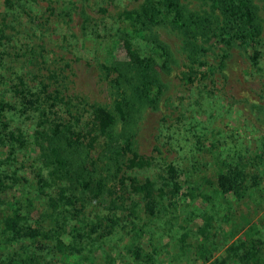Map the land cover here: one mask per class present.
<instances>
[{
  "label": "rangeland",
  "instance_id": "obj_1",
  "mask_svg": "<svg viewBox=\"0 0 264 264\" xmlns=\"http://www.w3.org/2000/svg\"><path fill=\"white\" fill-rule=\"evenodd\" d=\"M152 1L158 0H0L2 81L14 86L22 79L33 90L45 84L62 98L55 102L57 117L70 115L79 128H87L94 105L112 110L119 99L134 104L133 150L152 159L149 167L127 174L154 183L156 217L145 213L138 195L118 200L114 190L120 174L113 159L101 155L102 146H97L98 158L97 152L89 153L90 164H96L86 172L106 188L92 200L78 184L53 174L41 152L29 147L36 139L46 142L33 132L42 129L38 120L1 113L0 124L8 131L21 129L28 145L9 159L0 150L5 159L0 171L7 175L0 229L4 215L16 207L25 226L39 222L47 236L37 244L40 264H75L82 247L88 264H264V0H250L260 34L257 45L248 48L221 40L222 17L207 0H179L182 26L161 18L134 21ZM255 51L260 54L256 63L251 59ZM136 59L149 61L158 93L142 104L135 99L143 86ZM109 67L124 73L121 84L114 82L115 73L106 72ZM189 69L198 73L192 82ZM10 95L9 87L0 84V102ZM120 128L117 124L116 131ZM86 150L75 154L77 161ZM172 166L177 191L165 185L174 177ZM228 170L247 174L249 197L220 193L217 178ZM64 186L86 206L88 223L103 225L115 214V229L102 228L79 240L72 222L78 227L83 217L70 222L63 218L64 208L50 206ZM50 228L62 233L69 247L76 242L66 259L48 237ZM4 241L0 234V264L28 253ZM233 243L239 247L234 256L226 251ZM206 248L212 252L209 260L200 258L208 255ZM138 250L142 258L134 259Z\"/></svg>",
  "mask_w": 264,
  "mask_h": 264
},
{
  "label": "trees",
  "instance_id": "obj_2",
  "mask_svg": "<svg viewBox=\"0 0 264 264\" xmlns=\"http://www.w3.org/2000/svg\"><path fill=\"white\" fill-rule=\"evenodd\" d=\"M211 3V6L218 10L222 17V26L220 27L219 36L221 40L227 44H235L241 48H248L257 45L260 29L257 26L255 14L252 9L250 0H207ZM133 15L130 16V19ZM134 21L140 18L145 19L147 22H154L157 19H169V22L173 25H183V13L181 11L179 0H158L157 3L153 1L147 5L142 13H135ZM255 63L259 61L260 54L255 51L251 57ZM137 60L135 65V72L140 77L143 86L141 84L140 91L135 96L138 104L145 103L148 99H152L157 96L155 92V86L152 82L154 76L152 75L151 65L148 60ZM205 64L198 62L197 66L203 67ZM108 73H115L114 82L121 84L125 78L118 67H109L105 69ZM209 70H212L210 67ZM190 75L187 80L192 82L197 72L189 69ZM0 84L9 87L10 97L5 101L0 102V114L5 112H11L13 115L19 117L25 116L28 119L38 120V126L42 129H35L33 132L35 135L41 134L40 137L45 138L46 142H37L30 144V148H37L41 152L43 158L46 159L47 165H50L53 169V174L64 179L70 183H76L79 185L81 191L88 192L93 200H99L104 194L106 184L102 179L93 181L92 177L86 172V169L90 170L95 164L89 160V153H96L99 157V151L97 146H102V154H108L110 159H113V163L116 167V173L120 176L115 183V192L118 194L117 198L123 197L125 194L138 195L145 201L144 210L148 216L156 217V210L158 201L153 197L154 183L145 179L139 180L135 177H131L127 174L128 170L145 169L152 163V159L147 156L139 155L133 150L132 137L129 130V123H133L135 120V105L125 102V100H117L114 103L112 110L104 106H92L91 117L87 128H79L75 125L73 117L67 115L66 118L57 117L58 115L54 111L55 102L62 100L58 93H52L47 91L45 84H39L38 87L33 89H27L25 84L23 85L22 79H19V85H10V81H2L0 76ZM23 85V86H22ZM124 102V104H123ZM35 116V118H33ZM1 120V119H0ZM60 120V122L58 121ZM117 124H121L120 131H116ZM1 125V124H0ZM48 128H47V126ZM46 133H44L45 131ZM49 131V133H47ZM18 132V133H17ZM101 139L102 142H99ZM27 137L21 131L16 129V132L8 131V127L1 125L0 127V150H5L6 158L9 159L16 155V152L20 149L27 147ZM82 148H87L84 155V159L77 161L76 153L80 152ZM89 157V158H88ZM4 159V160H5ZM4 160L0 156V168L4 166ZM0 171V193L4 192L5 179L7 175L2 176ZM170 174V171H169ZM172 179L166 178L165 185H170L174 191L179 189V183L177 179V169L174 166L171 168ZM249 177L242 171L228 170L226 174L219 175L217 178V186L222 195H233L236 199H242L249 197L252 187L248 185ZM75 190V189H74ZM71 192V193H70ZM56 198L50 199V206L55 211L58 207L64 208L62 211L63 218L65 220H75L79 217H83L81 225L77 227V223L72 222L73 230L80 231L77 237L83 240H89L92 235L101 231L102 228H106L109 231H113L117 225L115 214H112V218L105 219L103 225L92 224L86 221V206L79 202V199L74 195V191H70L68 187H60L56 193ZM124 198V197H123ZM162 200V198H160ZM120 201V200H119ZM60 204V205H59ZM169 208L172 206L168 203ZM113 208H119L118 205L112 206ZM56 220V219H55ZM53 220V222L55 221ZM25 218L21 215L18 207L12 209L11 213H7L3 217L2 228L0 234L4 235L6 246H20L19 248L25 250L28 253L23 258V254H15V262L12 264H40L39 257L36 253L37 244L40 241V236H46L42 233L39 222H36V227L25 226ZM107 222V223H106ZM41 227V228H40ZM108 231V232H109ZM51 238L55 244L56 250H58L62 256L66 259L69 255H72L73 243L70 247L62 241L63 234L58 232L55 228H50L49 231ZM47 237V236H46ZM37 238V239H36ZM27 241H30L28 245H25ZM24 243V244H23ZM78 243V242H77ZM81 244V242H79ZM83 244V243H82ZM83 248L81 253L75 258V264H88V257L83 255ZM238 244L230 245L226 251L228 255H235L238 251ZM141 251V250H140ZM140 251L133 253L134 259H141ZM208 251L207 256L200 257L203 260H209L212 257V252ZM91 256V255H90ZM251 257V256H249ZM91 258V257H90ZM62 260V259H60ZM260 260V259H259ZM93 263V259H91ZM57 264H66L65 262L58 261ZM90 264V263H89Z\"/></svg>",
  "mask_w": 264,
  "mask_h": 264
}]
</instances>
